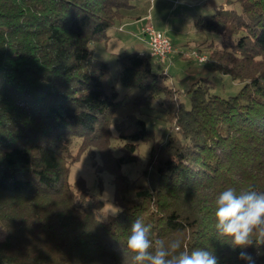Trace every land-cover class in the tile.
Here are the masks:
<instances>
[{
    "label": "trees",
    "instance_id": "1",
    "mask_svg": "<svg viewBox=\"0 0 264 264\" xmlns=\"http://www.w3.org/2000/svg\"><path fill=\"white\" fill-rule=\"evenodd\" d=\"M135 9V0H0L1 264H133L125 241L136 218L154 239L179 235L189 252L246 264L218 237L213 213L227 187L264 191V0H226L195 20L220 35L217 45H194L209 50L211 69L242 84L235 94L213 93L208 77H198L186 107L156 69L163 61L116 54L120 83L139 90L132 102L165 107L171 130L161 140L143 118L114 116L122 102L109 65L90 48ZM76 139L79 152L99 155L97 171L112 176L115 214L98 217L102 200L82 177L68 181ZM140 142L152 143L146 183L122 172ZM246 251L264 264V244Z\"/></svg>",
    "mask_w": 264,
    "mask_h": 264
},
{
    "label": "rangeland",
    "instance_id": "2",
    "mask_svg": "<svg viewBox=\"0 0 264 264\" xmlns=\"http://www.w3.org/2000/svg\"><path fill=\"white\" fill-rule=\"evenodd\" d=\"M136 2L137 0H135V4ZM153 4L154 9H151ZM141 6H143L144 10L149 11L153 19L151 21L150 15L147 14L143 21L139 23L141 24L140 32L142 35L140 38L144 40L141 29L146 23L152 24L155 29L169 37L172 43V52L166 61L159 62L160 65L155 61V65L156 69L163 70L168 74V84L183 92L179 98L184 102L186 107L189 106V98L185 91L188 89L189 84L198 77H208L210 91L213 93L228 96L238 91L242 84L231 80L227 75L220 74L211 69L213 61L208 58L209 50L200 53L194 45V43L201 41H207L208 44L212 43L213 45L219 44L220 35L214 31L198 28L195 25V20L200 15L211 14L219 6H226V0H142ZM137 16L138 14L133 10L129 17L118 21L114 26L119 25L118 29L122 30L125 23L137 20ZM129 28L126 27V29ZM112 29H109V33ZM113 33L114 40H109L107 43L106 40L95 41L91 44L90 48L95 57L101 58L108 63L109 82L116 86L118 99H121L122 105L114 112V116L120 118L126 114H135L146 121L147 126L154 131L156 140L164 139L167 132L171 130V122H169L165 107L154 99H151L148 107L142 104L143 101H140V105H135L132 99L138 95L139 90L134 88L129 89L119 81L115 53L133 51V49H136L134 45L137 43V39L131 37L129 34ZM173 46L176 48V51ZM192 51H195L205 59L203 61L197 60L196 57L191 55ZM140 54H149L148 49L146 52ZM153 58L157 59L156 57ZM113 134L115 135L114 130ZM119 144L120 142L113 137L111 145L115 155H119L120 153ZM151 144V142H140L136 152L137 161L133 164H124L122 166V172L130 178L135 179L138 183H146V178L141 173L145 168V161L148 157ZM70 148L73 156L77 159L70 164L68 181L73 183L77 178L82 177L86 182L89 193L94 198L102 200L103 206L98 213V217L102 218L115 214L117 206L113 199L114 186L111 181L112 176L108 172L97 171L101 165L97 152L93 149L79 152L77 139L71 143ZM97 176L102 180L101 187L97 184ZM3 236V229L0 227V239Z\"/></svg>",
    "mask_w": 264,
    "mask_h": 264
},
{
    "label": "clouds",
    "instance_id": "3",
    "mask_svg": "<svg viewBox=\"0 0 264 264\" xmlns=\"http://www.w3.org/2000/svg\"><path fill=\"white\" fill-rule=\"evenodd\" d=\"M214 228L219 238L239 248V259L246 264H256V258L246 251L255 242L264 244V191L248 187L240 192L227 187L215 196ZM125 248L132 256L133 264H218V258L210 251H188L183 237H151V225L136 218L131 224Z\"/></svg>",
    "mask_w": 264,
    "mask_h": 264
},
{
    "label": "built area",
    "instance_id": "4",
    "mask_svg": "<svg viewBox=\"0 0 264 264\" xmlns=\"http://www.w3.org/2000/svg\"><path fill=\"white\" fill-rule=\"evenodd\" d=\"M141 30L144 35V41L147 45L149 55L156 57L161 61H166L172 52V43L169 37L163 32L155 29L150 23L143 25ZM191 55L196 57L199 61L205 59L195 51H192Z\"/></svg>",
    "mask_w": 264,
    "mask_h": 264
},
{
    "label": "crops",
    "instance_id": "5",
    "mask_svg": "<svg viewBox=\"0 0 264 264\" xmlns=\"http://www.w3.org/2000/svg\"><path fill=\"white\" fill-rule=\"evenodd\" d=\"M141 3H142V0H137V2H136V9L134 10L138 14V16H140V18L137 19V20H135V21H132L131 20L132 22L125 23V25H123V27H122V30H119L118 29L119 28L118 27L119 25L113 26L112 27L113 28L112 31L110 33L108 31V38L106 40V43L109 40H114V36H113L114 33L113 32H115V33L119 32V33H123V34H129L131 37H134V38L137 39V43L134 45V47L136 49H133V50H136L139 53H144V52L147 51V48H146V45H145L144 40H142L140 38L142 35H141V32H140V27H141L140 25L141 24H139V23L143 21L144 17L147 14L150 15V20L151 21L153 19V16L149 13V11L144 10V8H142L143 6H141ZM151 9H154V4H153V6H152ZM126 27H130V28L129 29H126ZM190 44H192V43H190ZM131 46L133 47V45H131ZM174 50L176 51V48L175 47H174ZM116 54H118V52L115 53V56H116Z\"/></svg>",
    "mask_w": 264,
    "mask_h": 264
}]
</instances>
